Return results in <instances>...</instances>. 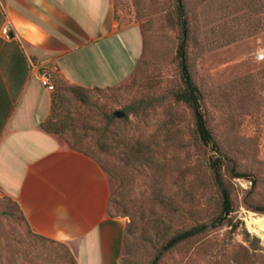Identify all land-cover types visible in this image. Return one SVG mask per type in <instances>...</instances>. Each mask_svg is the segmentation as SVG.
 Listing matches in <instances>:
<instances>
[{"label": "rangeland", "instance_id": "obj_1", "mask_svg": "<svg viewBox=\"0 0 264 264\" xmlns=\"http://www.w3.org/2000/svg\"><path fill=\"white\" fill-rule=\"evenodd\" d=\"M112 2L121 26L141 28L143 54L127 79L91 89L87 103L65 90L54 120L69 124L59 137L87 148L111 178L110 212L126 220L120 264H151L171 236L215 218L206 234L161 251L159 264H264V231L248 225L250 215L264 217V58L256 57L264 52V0H184L190 70L219 153L171 94L182 85L177 0ZM46 73L52 91L74 85L57 69ZM142 99L154 102L127 115ZM223 154L230 214L221 213L208 166ZM0 264L75 261L67 243L35 234L0 190Z\"/></svg>", "mask_w": 264, "mask_h": 264}, {"label": "crops", "instance_id": "obj_2", "mask_svg": "<svg viewBox=\"0 0 264 264\" xmlns=\"http://www.w3.org/2000/svg\"><path fill=\"white\" fill-rule=\"evenodd\" d=\"M143 43L139 25L119 24L112 0H0V190L77 264H120L126 220L110 212L100 163L42 126L53 92L42 74L112 87L132 74Z\"/></svg>", "mask_w": 264, "mask_h": 264}, {"label": "trees", "instance_id": "obj_3", "mask_svg": "<svg viewBox=\"0 0 264 264\" xmlns=\"http://www.w3.org/2000/svg\"><path fill=\"white\" fill-rule=\"evenodd\" d=\"M119 22V21H118ZM177 23L180 27V42L177 48V60H178V66H179V73H180V79H181V87L178 89L172 90L171 94L174 96L175 100L178 102H183L187 104L193 113L194 117V124H195V131L197 136L200 138V140L207 146H210V148L214 151L219 153L220 147L218 146L214 135L208 126L207 119L205 117V113L202 108V94L201 90L197 86L196 82L193 79L192 72L190 70V64H189V57H188V39H189V33H190V21L186 13V4L184 3V0H177ZM109 88V87H107ZM91 89H103L100 87H93V88H87L81 85L74 84L70 86V88L61 86L59 87V92L53 91L52 92V108L51 113L49 117L42 123V126L50 132H53L55 134L64 135V132H66L69 124L65 121H60L59 119L54 120V117L59 115L57 114V109L59 107V104L62 100V93L65 90H70V92L76 96L79 100L82 102L87 103L89 100V92ZM154 100H140L136 106V108H132L130 105L128 110L126 111V114L139 109L140 107H149L153 104ZM111 119H113V116H110ZM72 148L83 151L88 154V149L83 147H78L75 143L69 142ZM226 155L223 154V156H217L215 158H210L209 161V169L212 174V178L214 181L215 186L218 188V190L221 193L222 197V210L221 213L223 214H230L233 211L232 206V190L230 188V185L227 183V181L224 179L222 167H224L226 162ZM240 174L236 172H232V177H239ZM15 201V200H14ZM16 206L22 213L25 221L28 223L26 217L24 216L20 206L15 201ZM219 218H215L213 222L211 223H198L195 224L187 229H184L180 232H177L173 236H171L164 244L163 248L160 250V252L154 257L151 264H159L160 262V253L161 251H166L169 249L174 248L175 246L187 242L190 240H193L196 237H199L203 234H206L209 227L216 226L217 221ZM221 224V223H220ZM29 225V223H28ZM30 226V225H29ZM31 228V227H30ZM33 231V230H32ZM35 233V232H34ZM37 234V233H35ZM39 237L45 240L49 241H57L42 235L37 234ZM72 254V252H71ZM73 256V254H72ZM74 258V256H73ZM75 264H77L75 258H74Z\"/></svg>", "mask_w": 264, "mask_h": 264}, {"label": "built area", "instance_id": "obj_4", "mask_svg": "<svg viewBox=\"0 0 264 264\" xmlns=\"http://www.w3.org/2000/svg\"><path fill=\"white\" fill-rule=\"evenodd\" d=\"M3 32L7 36H10V25L9 24L4 27ZM256 57H257V59L262 60L264 58V52H258ZM42 82L49 89H51V90L54 89V85L50 82V78H49L48 74H42Z\"/></svg>", "mask_w": 264, "mask_h": 264}, {"label": "bare ground", "instance_id": "obj_5", "mask_svg": "<svg viewBox=\"0 0 264 264\" xmlns=\"http://www.w3.org/2000/svg\"><path fill=\"white\" fill-rule=\"evenodd\" d=\"M248 225L252 228L253 231L262 232L264 231V217L250 215L248 217Z\"/></svg>", "mask_w": 264, "mask_h": 264}, {"label": "water", "instance_id": "obj_6", "mask_svg": "<svg viewBox=\"0 0 264 264\" xmlns=\"http://www.w3.org/2000/svg\"><path fill=\"white\" fill-rule=\"evenodd\" d=\"M115 114H116L117 116H122V115H123V112L117 111V112H115Z\"/></svg>", "mask_w": 264, "mask_h": 264}]
</instances>
